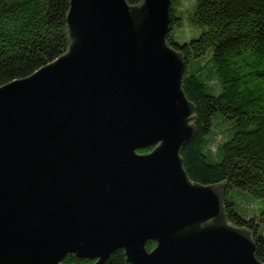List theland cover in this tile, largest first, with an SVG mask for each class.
I'll list each match as a JSON object with an SVG mask.
<instances>
[{
  "label": "water",
  "instance_id": "obj_1",
  "mask_svg": "<svg viewBox=\"0 0 264 264\" xmlns=\"http://www.w3.org/2000/svg\"><path fill=\"white\" fill-rule=\"evenodd\" d=\"M170 5L71 0L68 48L0 85V264H264L225 179L184 167L196 105Z\"/></svg>",
  "mask_w": 264,
  "mask_h": 264
},
{
  "label": "trees",
  "instance_id": "obj_2",
  "mask_svg": "<svg viewBox=\"0 0 264 264\" xmlns=\"http://www.w3.org/2000/svg\"><path fill=\"white\" fill-rule=\"evenodd\" d=\"M70 1L0 0V85L68 48ZM178 3L171 0L168 42L184 56L183 88L196 105L197 126L181 149L183 164L193 180L225 179L227 216L251 230L264 261V208L254 212L244 200L246 195L264 198V0H196L187 17L194 28H204L184 41L171 33L183 22L182 12L175 11ZM212 81L220 83L219 92H213L218 84ZM154 245L147 242L149 249ZM93 261L76 253L64 259L67 264ZM103 264H129L125 250L116 249Z\"/></svg>",
  "mask_w": 264,
  "mask_h": 264
},
{
  "label": "rangeland",
  "instance_id": "obj_3",
  "mask_svg": "<svg viewBox=\"0 0 264 264\" xmlns=\"http://www.w3.org/2000/svg\"><path fill=\"white\" fill-rule=\"evenodd\" d=\"M196 3V0H179V3L175 7L176 13L182 12L183 22L180 25H173L171 29V33L180 41L189 40L194 36H198L203 26H197V28H194V25L188 20V13L194 9V4ZM210 48L208 49V53L210 52ZM204 57V56H203ZM201 57L200 59H202ZM191 59V61H193ZM193 63V62H192ZM205 71L208 70V67L204 69ZM212 83L215 85L218 84L217 88L213 90V92L217 93L221 90L220 83L217 81H212ZM210 83V84H212ZM217 113L215 116H218ZM212 132V131H211ZM210 132V135H213V133ZM234 192L233 189L231 190V193ZM244 200L246 201L249 206H251V209L254 210V212H259L260 209L264 208V198L262 197H255L251 195H246ZM264 231V222L261 223Z\"/></svg>",
  "mask_w": 264,
  "mask_h": 264
},
{
  "label": "flooded vegetation",
  "instance_id": "obj_4",
  "mask_svg": "<svg viewBox=\"0 0 264 264\" xmlns=\"http://www.w3.org/2000/svg\"><path fill=\"white\" fill-rule=\"evenodd\" d=\"M150 149H152V147H149L147 150H145V151H149Z\"/></svg>",
  "mask_w": 264,
  "mask_h": 264
}]
</instances>
